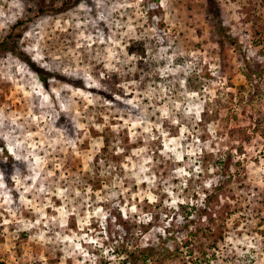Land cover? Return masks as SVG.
Masks as SVG:
<instances>
[{
	"label": "rangeland",
	"instance_id": "obj_1",
	"mask_svg": "<svg viewBox=\"0 0 264 264\" xmlns=\"http://www.w3.org/2000/svg\"><path fill=\"white\" fill-rule=\"evenodd\" d=\"M215 1L0 0V264H264V0Z\"/></svg>",
	"mask_w": 264,
	"mask_h": 264
},
{
	"label": "trees",
	"instance_id": "obj_2",
	"mask_svg": "<svg viewBox=\"0 0 264 264\" xmlns=\"http://www.w3.org/2000/svg\"><path fill=\"white\" fill-rule=\"evenodd\" d=\"M43 1L45 0H40L41 5ZM206 1H207V5L210 11L212 12V14H214V17L218 18L216 1L215 0H206ZM41 8L42 7H40V9ZM19 23H21V20L17 21V24ZM215 27L218 33L223 38L222 40H220L221 43L226 41V42H229L230 44L231 43L233 44L234 40L229 35L225 34L222 28V25H220V23H216ZM15 43L16 42L14 40V35H13V32L11 31L0 41V49H7L13 53L15 52ZM141 62H143L142 59L139 60V63ZM35 70L38 71V69H35ZM138 78H139L138 74H135L134 79H138ZM103 142L105 145L102 148L106 150V148H108V145H107L108 141L107 139H105ZM0 147L1 148L4 147V144L2 142H0ZM115 154L116 152L113 154L108 151L107 153L104 152V158L108 160L116 159L117 155ZM226 156L227 157L224 158L223 163L221 164V167H220L221 169L225 170L224 172L228 170V167H227L228 155ZM114 169L116 170L119 169L118 170L119 172H123L120 165L119 166L114 165ZM102 176H103V173H101V169L98 166V161L96 160L92 163V166L88 170L83 171L82 180L85 183L87 182L96 183L100 181H105L106 178H102ZM218 188H220V185L213 186V190H217ZM212 194H214V191H212V193L210 194L205 193L203 206L201 207V209H199L200 210L199 216L201 214H204L202 213V210L203 212H207L208 210L211 209V206L209 204L213 200ZM194 207H195L194 205H191V208H194ZM188 221H193V219L188 218ZM174 232L171 233L168 231V233L164 236L162 234H159L156 237V242L146 243V245H141L136 242L135 243H129L127 241L122 242L121 244H119L117 248L118 249L117 253L120 254V256L118 257L117 264H173V263H169V261H175V259L179 256V254H182L188 251V254L191 255L192 249H190L188 245L189 244L188 240H191V239H188V240L185 239V241H182V240L178 241ZM203 232L205 233V235H202V236H204L206 239L212 238L214 234V232L212 231V227L210 226L204 227ZM190 236H192V234ZM218 238H220V236H217L216 238L214 237L209 247L214 248L216 246V240ZM169 241L174 242V245L170 246ZM183 247L186 248V251L182 250ZM203 254L206 255L205 252ZM203 259L205 258L203 257ZM36 264H41V263H36Z\"/></svg>",
	"mask_w": 264,
	"mask_h": 264
}]
</instances>
